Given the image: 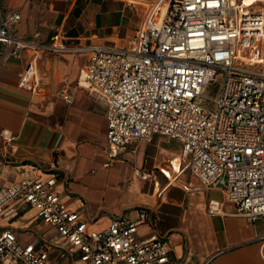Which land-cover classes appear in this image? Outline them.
I'll return each instance as SVG.
<instances>
[{
    "label": "built area",
    "instance_id": "built-area-1",
    "mask_svg": "<svg viewBox=\"0 0 264 264\" xmlns=\"http://www.w3.org/2000/svg\"><path fill=\"white\" fill-rule=\"evenodd\" d=\"M118 1L142 10L134 36L124 44L73 48L17 39L13 28L21 15L4 14L0 7V64L3 47L11 44L15 52L30 49L38 56L87 52L79 86L106 108V166L134 144L155 137L178 141L205 190L221 188L238 216L264 224V0ZM20 84L40 90L36 58L21 73ZM62 98L73 99L70 92ZM1 134L12 138L8 130ZM58 183L52 176L0 189V215L34 209L66 242L60 258L76 248L80 264H174L161 236H138L147 212L89 231L82 215L62 201ZM223 205L210 200L208 211L219 215ZM54 244L53 239L44 246L23 244L14 230H2L0 264H56Z\"/></svg>",
    "mask_w": 264,
    "mask_h": 264
},
{
    "label": "crops",
    "instance_id": "crops-1",
    "mask_svg": "<svg viewBox=\"0 0 264 264\" xmlns=\"http://www.w3.org/2000/svg\"><path fill=\"white\" fill-rule=\"evenodd\" d=\"M110 1L1 0L0 7L4 14L21 15L13 28L19 40L72 48L124 44L134 36L142 10L118 0L110 7ZM130 12L135 15L133 30L127 25ZM15 50V44L3 47L0 64V189L24 179L55 176L62 201L82 215L89 231H104L119 217L136 220L145 211L148 219L138 236H161L174 264H264L263 222L238 216L221 188L205 190L178 141L167 139L172 144L162 151L154 146L156 156L149 148L162 137L134 144L106 166V108L77 86L87 52L45 51L38 56L30 49ZM34 58L41 88L32 92L21 86L20 75ZM67 92L71 103L62 98ZM3 130L12 138H4ZM140 172L151 177L144 179ZM219 190L221 200L216 198ZM210 200L224 202L219 215L209 213ZM5 229L14 230L23 244L44 246L53 239L56 264H80L76 248L60 258L66 242L34 209L0 215V231Z\"/></svg>",
    "mask_w": 264,
    "mask_h": 264
},
{
    "label": "rangeland",
    "instance_id": "rangeland-1",
    "mask_svg": "<svg viewBox=\"0 0 264 264\" xmlns=\"http://www.w3.org/2000/svg\"><path fill=\"white\" fill-rule=\"evenodd\" d=\"M1 1V0H0ZM116 1H114V0H111L107 5H110V7L111 6H117V3H115ZM140 10V9H139ZM134 18H135V15H133L131 12L130 13H128V15H127V25L129 24L130 26H132V30L134 29V23H135V21H134ZM132 33V32H131ZM77 86H79V79H78V81H77ZM80 87V86H79ZM80 88H82V87H80ZM88 92V91H87ZM88 94H90L89 92H88ZM93 97V96H92ZM94 98V97H93ZM166 139V140H165ZM170 143L171 142H168V140H167V138H161V139H158V140H156V142H154L153 144H151L150 145V148H149V152L152 154V155H155L156 156V152H158V149H156V147H154V146H158V147H160L159 148V150H161L162 151V148H170ZM172 144V143H171ZM153 150L155 151V153H152L153 152ZM143 172H141V174H142ZM216 198L218 199V200H221L222 199V194H221V191L219 190V191H217V193H216Z\"/></svg>",
    "mask_w": 264,
    "mask_h": 264
}]
</instances>
